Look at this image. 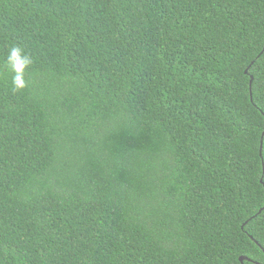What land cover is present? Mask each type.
Here are the masks:
<instances>
[{
	"label": "trees",
	"instance_id": "1",
	"mask_svg": "<svg viewBox=\"0 0 264 264\" xmlns=\"http://www.w3.org/2000/svg\"><path fill=\"white\" fill-rule=\"evenodd\" d=\"M0 264H264V0H0Z\"/></svg>",
	"mask_w": 264,
	"mask_h": 264
},
{
	"label": "clouds",
	"instance_id": "2",
	"mask_svg": "<svg viewBox=\"0 0 264 264\" xmlns=\"http://www.w3.org/2000/svg\"><path fill=\"white\" fill-rule=\"evenodd\" d=\"M3 66L11 77V90L21 92L27 87L26 76L31 69L34 60L22 46L10 45L3 57Z\"/></svg>",
	"mask_w": 264,
	"mask_h": 264
},
{
	"label": "water",
	"instance_id": "3",
	"mask_svg": "<svg viewBox=\"0 0 264 264\" xmlns=\"http://www.w3.org/2000/svg\"><path fill=\"white\" fill-rule=\"evenodd\" d=\"M244 259H245V258H243V257L239 258L240 262H242Z\"/></svg>",
	"mask_w": 264,
	"mask_h": 264
}]
</instances>
